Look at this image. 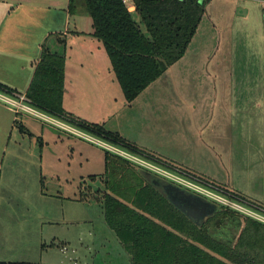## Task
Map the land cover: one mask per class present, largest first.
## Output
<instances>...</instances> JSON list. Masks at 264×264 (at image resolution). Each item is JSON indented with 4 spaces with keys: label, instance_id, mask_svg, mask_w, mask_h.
Listing matches in <instances>:
<instances>
[{
    "label": "rangeland",
    "instance_id": "1",
    "mask_svg": "<svg viewBox=\"0 0 264 264\" xmlns=\"http://www.w3.org/2000/svg\"><path fill=\"white\" fill-rule=\"evenodd\" d=\"M66 4L67 0H49L54 9H32L44 21L34 24L45 32L38 36V44L26 39L22 44L27 47L14 48L31 55L25 69L0 73L1 82L24 91L42 43L63 54L64 66L77 64V53L83 55L84 46L95 53L94 63L89 61L82 70L83 78L74 73L67 87L70 95H63L68 118L46 116L35 107L33 112L19 111L2 96L12 94L0 91V261L103 264V251L89 248L86 241L96 237L97 243L99 226L106 224L100 197L106 146L142 158L105 134L133 142L127 137L134 135L133 130L122 113L127 110L128 118L133 114L129 110L137 96L125 99L104 47L87 33L92 23L82 0L76 1L77 11L67 20ZM12 12L2 11L0 23ZM131 16L147 33L137 13ZM74 27L80 35L63 34ZM7 58L16 61L11 52L7 57L0 54V60ZM94 64L97 69L91 71ZM168 74L167 80L162 76L151 85L161 88L155 95L173 102L171 116L190 118L192 137L199 128L200 139H214L221 161L210 166L208 177L155 158L146 161L171 175L130 163L190 190L197 185L218 194L226 202H217L222 210L241 221L250 218L264 224V0H209L184 54L168 67ZM171 87L174 91H167ZM161 107L167 113V105Z\"/></svg>",
    "mask_w": 264,
    "mask_h": 264
},
{
    "label": "trees",
    "instance_id": "2",
    "mask_svg": "<svg viewBox=\"0 0 264 264\" xmlns=\"http://www.w3.org/2000/svg\"><path fill=\"white\" fill-rule=\"evenodd\" d=\"M76 1L68 0L71 14L77 11ZM208 1L133 0L144 33L121 0H82L93 35L101 41L127 101L184 54ZM63 90L64 56L42 43L24 96L37 110L68 118L62 108ZM0 91L17 94L2 83ZM105 134L144 159L162 161L120 136ZM151 178L200 200L207 212L200 218L186 214ZM101 182L105 223L129 255L130 264H264V224L250 218L241 221L217 202L143 167L135 168L109 150H105Z\"/></svg>",
    "mask_w": 264,
    "mask_h": 264
},
{
    "label": "crops",
    "instance_id": "3",
    "mask_svg": "<svg viewBox=\"0 0 264 264\" xmlns=\"http://www.w3.org/2000/svg\"><path fill=\"white\" fill-rule=\"evenodd\" d=\"M54 7V5H49V0H0V16H4V14H2V11L4 12V10L6 9L13 10L12 14H14L10 18L6 19V21H4L3 23H0V54L7 57L11 52V56H16V61H14L13 59L8 60L9 58L0 60V73L13 74L16 73V71L21 72L22 69H25L24 67L27 64L28 57L31 55H28L27 51L16 52L14 48L16 46H21L23 48L27 47V43L22 44V41L26 39L35 40V44H38L40 42V37L38 36H40V34L42 33L44 34L45 32L44 28H38V25L43 24L44 21L41 22V17L35 16L33 14L35 12H33L32 9L34 8L38 12H42L43 10H46L48 12L49 8L54 9ZM13 8H15V11ZM5 12V14L8 15L11 11L8 10ZM47 12L43 13V15L46 17L49 16L47 15ZM69 14L71 13L68 12L66 4V20ZM34 22L38 25H35ZM65 23H67V21H65ZM36 30L37 32L34 33V31ZM80 31V29L74 27V29L72 30L66 29L63 34L65 36L74 38L80 35L78 34L80 33ZM87 33L95 37L93 35V27L92 30L88 31ZM89 48V46L83 47V55L81 53H77V64L74 63L75 60L69 58V60L73 61L74 65L69 66V64H67V66H64L63 95H70L67 87L70 86L71 82L73 81V74L75 73L76 76H82V70L87 67L89 61L94 63L95 53L93 51L90 53ZM36 58L38 59V57ZM36 60L34 61V63L36 62ZM33 69L34 64L32 66V73ZM68 69L69 71L67 72ZM96 69L97 66L94 64V66L91 67V71H94ZM32 73H30L28 77L29 81L31 79ZM88 74L91 75V73ZM162 76L167 77L166 80L169 78L168 68L157 79ZM157 79L152 81L137 95V97L134 99L135 102H133L134 100L132 101L130 106L131 110L129 111H131L133 114L130 115L129 118V112H127V110L122 113H126L125 117L128 121V127L133 130L134 135L127 136L130 140L133 141L130 143H133L138 147L145 149L146 151L152 153L154 156L160 158L163 161H166L168 164H172L174 166H179L182 168L184 167L188 170L208 177L207 174L209 173H207V170L210 168V166H214V164H218L221 161V157H218V155L220 154L216 153L217 147L215 144H213V142L216 141L214 139H211L210 141L203 140L202 138L200 139L199 136L200 134L202 135V131L201 129L199 131L198 127L197 135L195 137H192L193 135L191 128L193 125L192 121H190V118L188 117V120H186L184 115H180L177 117L170 115L174 114L169 113V109H173L175 107L173 105V102H163L162 98L158 97L157 94L155 95L154 93L155 90H161V88L159 89L155 86H151ZM166 80L163 81V83H166ZM0 83L13 88L15 90L14 92L19 95H24L28 87L27 84L24 88V91H20L15 87V85L10 86L9 83H3L1 81ZM80 83H82V81ZM163 83L160 82V84ZM163 89L165 90L166 88ZM167 91L173 92L174 88H167ZM161 104L167 105V113H162L164 109H160H162L164 106L161 107ZM99 231V241L97 243L95 241L96 237L88 238L86 243L91 249L93 247H97L101 251H103L104 257L106 258L103 264H126V262L130 261L129 255L126 253L121 243L118 241L115 233L107 226V224L100 225Z\"/></svg>",
    "mask_w": 264,
    "mask_h": 264
},
{
    "label": "built area",
    "instance_id": "4",
    "mask_svg": "<svg viewBox=\"0 0 264 264\" xmlns=\"http://www.w3.org/2000/svg\"><path fill=\"white\" fill-rule=\"evenodd\" d=\"M121 2L126 6L128 11L133 12L135 10V5H134L133 0H121ZM2 96L6 99L8 104L14 106L15 109H17L19 111L24 110V111H28V112H33L35 110L34 107L27 101V99L25 98L24 95L12 94V96H7V95L2 94ZM25 100L28 103L25 104L24 103ZM38 112H39V110H38ZM39 113H41V112H39ZM42 114H44V113H42ZM46 116H47V114H46ZM106 148L111 150L112 152L120 154L122 157H124V158H126L128 160H131V161H133V162H135V163H137L139 165H147V166H150V167L158 170L161 173L164 172L167 175H171V173H169L166 170L162 169L158 165H156L154 163H151L149 161H146L147 159L140 158V157H138V156H136V155H134L132 153H128V152H125L123 150H116L112 146H106ZM181 180L183 181L181 183H183L185 185H186V183H188L185 179H182V177H181ZM181 183H179V184H181ZM194 186H195V190L196 191L191 189L192 191H195V192L205 196L206 198H208V199H210L212 201H216V202L221 203V204H226V202H225L224 198H222V196H220L218 194H215V193H212V192H209V191H207L205 189H202V188H200L197 185H194ZM194 186H193V188H194ZM187 188L190 189L191 187L189 188L187 186ZM263 212H264V209H263Z\"/></svg>",
    "mask_w": 264,
    "mask_h": 264
},
{
    "label": "water",
    "instance_id": "5",
    "mask_svg": "<svg viewBox=\"0 0 264 264\" xmlns=\"http://www.w3.org/2000/svg\"><path fill=\"white\" fill-rule=\"evenodd\" d=\"M150 180L152 183L161 187L165 195L186 214L192 215L195 218H200L207 212L208 207L202 206L200 203L201 201L195 197L185 194L169 184H163L155 178H151Z\"/></svg>",
    "mask_w": 264,
    "mask_h": 264
}]
</instances>
